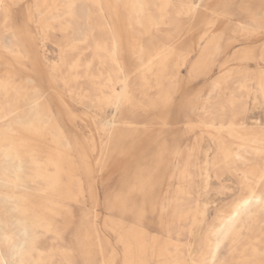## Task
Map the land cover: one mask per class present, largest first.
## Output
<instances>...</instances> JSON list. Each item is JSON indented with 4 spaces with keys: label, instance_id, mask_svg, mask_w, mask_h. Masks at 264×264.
Segmentation results:
<instances>
[{
    "label": "rangeland",
    "instance_id": "374dc122",
    "mask_svg": "<svg viewBox=\"0 0 264 264\" xmlns=\"http://www.w3.org/2000/svg\"><path fill=\"white\" fill-rule=\"evenodd\" d=\"M145 2L131 12L121 0H0V110L13 111L0 116L4 264H123L122 240L135 225L148 234L136 264H156L149 254L160 249L164 264H264V0ZM224 8L233 14L227 20ZM224 25V35L239 39L207 48L204 35L196 40L204 27ZM125 80L134 101L152 96L147 113L164 118L140 115L136 146L167 128L166 140L182 147L157 170L134 171L137 155L117 153L98 167ZM41 111L38 133L18 122ZM222 119L211 137L207 125ZM57 157L64 175L52 188L45 175ZM131 173L153 175V193L130 190L119 205L126 212L111 208L122 187L136 185ZM179 174L185 182L177 188ZM247 192L259 195L252 215L227 221ZM222 222L229 231L218 233Z\"/></svg>",
    "mask_w": 264,
    "mask_h": 264
},
{
    "label": "crops",
    "instance_id": "0c3cea01",
    "mask_svg": "<svg viewBox=\"0 0 264 264\" xmlns=\"http://www.w3.org/2000/svg\"><path fill=\"white\" fill-rule=\"evenodd\" d=\"M123 2V4H127L126 2H124L123 0H121ZM129 10L130 9V5L127 4ZM230 12L227 9H222L221 13H228ZM222 26H220L219 28H217V30H219ZM231 28V27H230ZM225 29H228V27L226 25H224V28L220 30V32H214L210 29L209 26H206L203 28V32H201L197 39L201 36L204 35L205 37V44L204 46L207 47H211V45L215 42V40H223L225 41V39L229 40L232 38H237V40L239 39L238 37L241 36V34H239V32L234 33V31L231 30L230 34H223ZM228 31V30H227ZM224 35V36H223ZM125 86H124V93L123 94H127L129 93V95L132 97V103H122L119 108L120 110L118 111V114L115 118L114 124L111 128V130L108 133L106 142L101 150V157L102 160L101 162L98 164V167H104L106 165L109 164V160L110 158L117 153L119 156L120 154L126 150V148H129L131 151V156L132 155H137L136 159L134 160L132 165V170L136 171V170H140L141 168H147V169H152V170H157L159 169L161 166L164 165V163H166V160L171 161V159H173V157L179 155L180 156V152L181 150V146L178 144V142H168L165 138L167 137L168 134H166L164 131L165 129L162 128L157 135V138L151 142L150 144L146 145H142L140 147H137L136 144L139 143L138 141H140L137 136L142 132L143 129H141L139 125H145V122H142L139 120V116L142 115L144 117H146L147 121H150L151 119H157L155 116H157V114H154L155 112H152V114H148L147 110L149 109H153L152 107H150V103L151 101L154 99L152 96H148L147 98L141 99L138 102L133 100V96H132V92L130 91V82L129 80H125ZM124 106V108L122 107ZM122 107V108H121ZM127 115V116H126ZM131 117H130V116ZM120 116V117H119ZM130 118V119H129ZM133 118V119H132ZM136 121H135V120ZM146 121V122H147ZM126 126V127H124ZM137 131V132H136ZM136 132V133H135ZM137 147V148H136ZM123 150V151H121ZM137 151V152H136ZM80 160L81 163L83 165V167H85V169L90 168V166L92 165L90 157L89 156H85L82 155L80 156ZM142 159L143 162H139V160L141 161ZM97 170V168H96ZM134 173V172H133ZM133 173V180L135 182V186L130 187V188H126V186L122 187L123 189H121V192L117 194L116 198H118L115 202L114 205L111 207L113 209H119V211H123L126 212L127 209H125V207L123 206H119L124 202V197H126V195L128 194V192H130V190L136 194H140V195H144V196H150L153 193V184L155 183V180L153 179L154 176H150V175H145L143 177H139L138 175H134ZM174 178L177 180L176 184L177 188H179V186H181L184 182H182V180H180V174L179 175H175ZM89 185L91 186V188H94V178H90L89 179ZM118 205V206H117ZM129 212V211H128ZM130 213L132 215H137L138 213L134 210L131 209ZM117 225H119L120 222L116 221ZM133 227H137L140 229H143L144 231H146L144 228L139 227V226H133ZM169 252V251H168ZM124 254V252H123Z\"/></svg>",
    "mask_w": 264,
    "mask_h": 264
},
{
    "label": "bare ground",
    "instance_id": "6f19581e",
    "mask_svg": "<svg viewBox=\"0 0 264 264\" xmlns=\"http://www.w3.org/2000/svg\"><path fill=\"white\" fill-rule=\"evenodd\" d=\"M42 1V0H41ZM124 2H126L127 4L130 5V9H131V12L133 11H138V8H145L144 6L147 5L148 2H145V0H123ZM2 2V1H1ZM93 3V2H92ZM1 4V3H0ZM146 4V5H145ZM3 5V4H2ZM6 5V4H5ZM155 5V4H154ZM156 6V5H155ZM78 7V6H77ZM162 7V6H161ZM4 9V8H3ZM156 9V7H155ZM158 9V8H157ZM83 10V9H82ZM7 13V12H6ZM81 13V12H80ZM222 16H224L227 20V18L229 19L231 16H233L232 12H228V13H220ZM149 15V14H148ZM7 16V15H6ZM147 16V14H146ZM83 17V15H82ZM151 17H152V14H151ZM150 17V18H151ZM149 18V17H148ZM149 18V19H150ZM219 18V17H218ZM4 19V18H3ZM158 20V19H157ZM84 21V20H82ZM159 21V20H158ZM17 22V21H16ZM157 22V21H156ZM241 22V21H240ZM151 24V23H150ZM154 25V24H153ZM150 27V26H149ZM42 35V34H41ZM245 35V34H244ZM63 38V37H62ZM235 39V38H234ZM204 40V39H203ZM255 40V39H254ZM261 40V39H260ZM105 41V40H104ZM69 42V41H68ZM102 43V42H101ZM202 43V42H201ZM246 44V43H245ZM251 44V42H250ZM229 45V44H228ZM108 47V46H107ZM195 47V45H194ZM246 47V46H245ZM100 48V47H99ZM135 48V47H134ZM183 48V47H182ZM229 48V46H228ZM103 49V48H102ZM105 49V47H104ZM190 49V48H189ZM230 49V48H229ZM174 50V49H173ZM11 53V52H10ZM1 54V53H0ZM19 54V53H18ZM189 54V53H188ZM194 54V53H193ZM12 55V54H11ZM14 55V54H13ZM187 55V54H186ZM20 56V55H18ZM158 57V56H157ZM220 57V56H219ZM14 58V57H13ZM20 58V57H19ZM23 58V57H22ZM14 59H17V58H14ZM224 59V58H223ZM217 61V60H216ZM215 61V62H216ZM256 61V60H255ZM217 63V62H216ZM188 64V63H187ZM211 65V64H209ZM18 67V66H17ZM246 67V66H245ZM25 68V67H24ZM23 68V69H24ZM232 68V67H231ZM18 69V68H17ZM22 69V70H23ZM229 69V68H228ZM21 70V69H20ZM21 70V71H22ZM230 70V69H229ZM24 71V70H23ZM228 71V70H227ZM191 72V71H190ZM193 72V71H192ZM223 72V71H222ZM25 73V72H24ZM30 75V74H29ZM31 82V81H30ZM29 82V83H30ZM43 89V88H42ZM6 92V91H5ZM30 92V91H29ZM42 92V91H41ZM31 94V93H30ZM126 95H129V93H127ZM2 96V95H1ZM32 96V95H31ZM208 96V95H207ZM40 98H42V95L41 94H36L32 97V99L30 100L31 102H34V104L38 103ZM207 98V97H206ZM4 99V98H3ZM165 98L162 99V101L164 100ZM5 101V100H4ZM9 102V101H8ZM154 102H155V99H153L150 103V107H154ZM172 104V103H171ZM2 105V104H1ZM7 106V105H6ZM3 107V106H2ZM124 108V106H122ZM121 107V108H122ZM177 107V106H176ZM168 110V108L166 109ZM165 110V111H166ZM215 110V109H214ZM176 112V111H175ZM13 111L11 109H9V107L3 109V110H0V116L3 117V118H8L10 115H12ZM42 113H45L44 111H41L40 112H34V115L32 116V120H28V122H24L25 120V116H21L18 118V122H22V124H25L26 125V129H32V127L34 126L35 128V133H38V129H36L38 127V124L40 122V118L42 116ZM188 115V114H187ZM127 116V115H126ZM130 116V115H129ZM40 117V118H39ZM120 117V116H119ZM131 117V116H130ZM157 119H164L163 117H161L160 115H157L155 116ZM55 118V117H54ZM74 118V117H73ZM214 118V117H213ZM130 119V118H129ZM133 119V118H132ZM169 119V118H168ZM178 119V118H177ZM53 120V118H52ZM135 120V119H134ZM224 119H222L219 123H212V124H208L207 127H210V134H211V137L212 136H215L214 134H220L222 129L225 127V124H224ZM136 121V120H135ZM165 121V120H164ZM231 121V120H230ZM14 122V121H13ZM24 122V123H23ZM53 122V121H52ZM16 123V122H15ZM54 123V122H53ZM56 124V123H55ZM56 126V125H55ZM8 127V126H7ZM28 127V128H27ZM60 127V126H59ZM126 127V126H124ZM170 127V126H169ZM241 127V126H240ZM58 128V126L56 127ZM7 129V128H6ZM60 129V128H59ZM165 129V133L168 131L167 128H164ZM182 131V130H181ZM137 132V131H136ZM135 132V133H136ZM64 135V134H63ZM62 137V136H61ZM216 137V136H215ZM55 138L57 139V134H55ZM166 138V137H165ZM53 139V138H52ZM62 139V138H61ZM52 141V140H51ZM52 142H55V141H52ZM174 143V142H173ZM57 144V143H56ZM9 145V144H8ZM7 145V146H8ZM55 145V144H54ZM222 144H220V147ZM28 146V145H27ZM26 146V147H27ZM68 146V145H67ZM245 145H243L244 147ZM5 147V146H4ZM54 148H57L54 146ZM59 149V148H58ZM56 150V149H54ZM247 150H249L248 148L245 149V152H247ZM14 152L15 151V148L14 146H10L9 149H8V152ZM57 151V150H56ZM66 151V150H65ZM68 151V150H67ZM123 151V150H121ZM58 152V151H57ZM64 153V152H63ZM31 154V153H30ZM56 154V153H55ZM127 155H130L131 156V151L129 148H126V150H124L120 156H127ZM57 156V155H56ZM70 156V155H69ZM68 156V157H69ZM72 156V155H71ZM25 158V157H24ZM67 158V157H66ZM71 158V157H70ZM57 157L56 159L54 158L53 160H51V165L54 166V170L53 172L49 173L48 175H45V178L47 179L48 183H49V186H51L52 188H56V187H59L61 184H62V177L64 175V171L62 170L61 168V160ZM219 159V158H218ZM10 162V161H8ZM12 162V161H11ZM19 163V162H18ZM37 163V162H36ZM15 164V163H14ZM38 164V163H37ZM13 165V164H12ZM18 165V164H17ZM23 165V164H22ZM134 165V164H133ZM27 166V165H26ZM12 168V167H11ZM28 169V168H27ZM18 170V169H17ZM36 170V169H35ZM32 172V171H31ZM50 172V171H49ZM10 175V174H8ZM28 175V174H27ZM26 175V176H27ZM3 176V175H2ZM10 177V176H9ZM247 178V177H246ZM184 177L180 174V180H183ZM21 180V179H20ZM5 181V180H4ZM9 181V180H8ZM11 183V182H10ZM44 186V185H43ZM42 186V187H43ZM252 186V185H251ZM28 187V186H27ZM234 188V187H233ZM255 190V189H254ZM245 192V191H244ZM247 195L243 196L242 198H240L236 205L232 208L231 212L227 215V217L225 216L226 220L230 221V220H234L235 219H238L240 218L241 216L243 217H249L252 215V211L254 208L255 205H257V203L259 202V195L256 194V195H251V194H248V192L246 193ZM248 202L247 204L245 202ZM231 223V222H230ZM233 224V223H232ZM21 225V224H20ZM120 226V223L119 225ZM51 230V229H50ZM221 231H229V225L228 223H225V222H222L220 224V226L218 227L217 229V232H221ZM147 232L144 231L143 229H140V228H137V227H133L131 226L129 228V236H130V239H126V240H122V242L124 241V245H125V250H124V261H123V264H136L135 263V258L137 255H140V254H143L145 253V240H146V237H147ZM211 235V234H210ZM21 237V236H20ZM145 238V239H144ZM214 238V237H213ZM157 239L156 236L154 237H151V240L155 241ZM210 239V238H209ZM212 239V238H211ZM210 239V240H211ZM153 241H150V242H153ZM207 241V240H206ZM215 247L217 248V246L219 245L218 241H215ZM210 244V243H209ZM212 245V243H211ZM209 247V246H208ZM204 248V247H203ZM215 248V249H216ZM217 250V249H216ZM13 251V250H12ZM150 251H153L152 248H150ZM166 252L167 250L165 249H160L158 250L157 253H153L151 252L149 255H150V258H152L153 260L156 261V264H164L165 263V260H167L169 258V256L166 255ZM206 252V251H205ZM209 253V252H208ZM165 255V256H164ZM34 256V255H33ZM138 257V256H137ZM214 257V256H213ZM206 258V257H205ZM195 259V258H194ZM0 261L3 262V264L5 263L6 259L5 257L3 256V254L1 255L0 254ZM210 261V260H208ZM137 262V261H136ZM201 262V261H200ZM247 262V261H246ZM195 263V262H194ZM101 264H103L101 262ZM203 264V263H202ZM249 264V263H248ZM252 264V263H251ZM255 264V263H254ZM257 264V263H256Z\"/></svg>",
    "mask_w": 264,
    "mask_h": 264
},
{
    "label": "snow or ice",
    "instance_id": "6c2138e0",
    "mask_svg": "<svg viewBox=\"0 0 264 264\" xmlns=\"http://www.w3.org/2000/svg\"><path fill=\"white\" fill-rule=\"evenodd\" d=\"M196 7H200L197 5ZM261 21V29L264 30V16L260 18ZM122 103H132V97L130 95L121 94L117 98H115V104L117 107H119ZM248 203L247 201L245 202Z\"/></svg>",
    "mask_w": 264,
    "mask_h": 264
}]
</instances>
